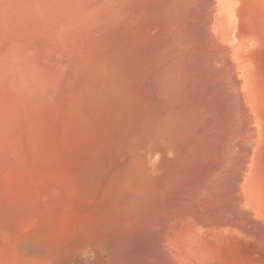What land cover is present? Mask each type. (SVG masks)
Masks as SVG:
<instances>
[{
	"label": "bare ground",
	"instance_id": "obj_1",
	"mask_svg": "<svg viewBox=\"0 0 264 264\" xmlns=\"http://www.w3.org/2000/svg\"><path fill=\"white\" fill-rule=\"evenodd\" d=\"M0 264H264V0H0Z\"/></svg>",
	"mask_w": 264,
	"mask_h": 264
}]
</instances>
